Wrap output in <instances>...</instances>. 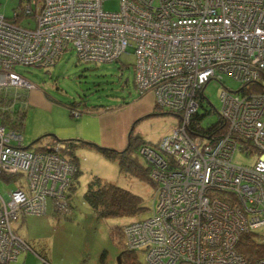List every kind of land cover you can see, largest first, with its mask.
<instances>
[{"label": "built area", "instance_id": "2783aa9c", "mask_svg": "<svg viewBox=\"0 0 264 264\" xmlns=\"http://www.w3.org/2000/svg\"><path fill=\"white\" fill-rule=\"evenodd\" d=\"M105 1L23 0L13 19L0 15V94L33 89L18 65L47 69L69 50L80 62L109 64L131 52L136 91L178 123L138 150L155 192L149 216L122 227L125 250L147 264H264V253L249 261L238 252L243 235L264 240V0H119L115 12ZM21 16L33 25L15 21ZM223 76L240 87L223 86L217 114L227 132L206 138L194 116L208 103L204 88ZM2 104L0 181L16 187L0 193V264H9L31 251L14 224L45 215L49 200L66 215L77 170L60 145L23 148V128ZM236 154L254 159L237 165Z\"/></svg>", "mask_w": 264, "mask_h": 264}, {"label": "rangeland", "instance_id": "374dc122", "mask_svg": "<svg viewBox=\"0 0 264 264\" xmlns=\"http://www.w3.org/2000/svg\"><path fill=\"white\" fill-rule=\"evenodd\" d=\"M20 2L0 0V15L13 19L22 12ZM103 9L118 11L119 0L105 1ZM22 18L17 17L15 21L21 22L22 26H27V22L33 25L30 20ZM135 60L134 54L126 52L115 63H83L78 61L74 51L69 50L55 66L47 69L16 66V73L33 85V89L29 90L32 97L23 121V147L31 146L30 150H34L35 147L48 145L51 143L50 135L61 142L83 140L101 146L97 110H102V139H113L116 146L119 143L122 145L118 148L102 147L122 150L129 136L149 145L157 144L175 128L178 119L162 112V115H157L151 106V97L147 98L136 91L132 71ZM223 86L229 91H236L240 87L237 82L223 76L221 82L211 81L204 88L203 94L208 101L204 102V106L209 114L204 116L203 126L217 121V112L221 107L219 95ZM70 106L80 116L74 117ZM199 113L204 114V109L200 108ZM105 114L110 116V121L103 117ZM75 156L80 174L76 190L66 201L69 212L66 215L56 214L49 200L45 215L20 218L14 224V229L31 248L32 251L26 252L33 260L32 264H43L39 259L43 251L49 254L48 260L51 259L53 264H125L128 258H124V237L119 233L112 238L110 231L115 228L122 231L126 224L147 218L155 187L148 180H138L120 172L117 163L106 160L93 150L78 149ZM137 160L145 166L143 159L137 157ZM251 161L239 154L233 159L237 165L250 164ZM94 177L139 196L144 212L135 218L96 219L83 199L87 184ZM15 188L14 184L0 181L1 194ZM136 259L139 264H147L143 253H136Z\"/></svg>", "mask_w": 264, "mask_h": 264}, {"label": "trees", "instance_id": "16d2710c", "mask_svg": "<svg viewBox=\"0 0 264 264\" xmlns=\"http://www.w3.org/2000/svg\"><path fill=\"white\" fill-rule=\"evenodd\" d=\"M22 1L23 0H21L20 3H22ZM132 71L134 75L133 66H132ZM133 86H134V82H133ZM27 95L28 92H21L15 89H7L2 94H0L1 103L4 102L5 104H7V106L12 105V107L9 109L10 112L5 111L3 114H5V117L11 116L13 119H17L19 126L21 128H23L25 111H26V107L28 106ZM15 98L18 100H16ZM69 110L71 111V113L76 112L73 109V106H70ZM154 112H156L157 115H159L160 112L162 111L158 110L154 106ZM162 113L170 114L165 111H163ZM78 114L80 116V113ZM208 114L209 112H206V114H200L198 112L194 116V121H195L194 125H198V128L202 133L199 135H203L206 138L209 137L219 138V136L227 132V124L223 119L218 117L217 121L214 124H210L207 126L201 125L200 122L203 120V117L207 116ZM198 128L196 127L194 129H198ZM188 131L190 135H195V133L192 130H188ZM50 137H51L50 144L45 146L35 147L34 150L38 152H53L54 151L53 146L55 144L60 145L61 148L60 154L64 156L66 159H68L72 164L75 165L77 171L74 177L72 178L70 186L68 188L67 199L71 196V193H73V191L76 190V187L78 185V177L80 174V170L78 166V159L75 156V151L78 149L93 150L99 153L106 160L117 163L120 172L126 174L131 178L133 177L142 181L148 180L155 187V184L152 182V180L149 177V167L147 163L145 162V166H142L137 160V157H140L138 154L139 148L142 145L147 144L144 141H141L140 139H134V138L132 139L129 136L126 147L122 150H115L112 148L102 147L94 143L85 142L83 140H67L61 142V141H57V139H55L54 136L50 135ZM40 139H38L35 142L36 143L39 142ZM28 147L29 149H31V146ZM83 199L92 209L96 219L98 220L135 218L141 213H143L145 210V208L142 206V201L139 196L125 189H122L116 186L115 184L104 182L97 177H94L87 184V188L83 195ZM119 233L122 237L121 229L115 228L110 231V235L112 238H116L119 235ZM43 252L39 256L40 261H42L43 264H50L47 256H45ZM238 252L243 256H245L249 261H253L256 256L263 255L264 240L260 239L258 235L254 233L243 235L239 241ZM124 258H128L125 264H139L137 262L135 252L130 253L126 251L124 253Z\"/></svg>", "mask_w": 264, "mask_h": 264}, {"label": "crops", "instance_id": "0c3cea01", "mask_svg": "<svg viewBox=\"0 0 264 264\" xmlns=\"http://www.w3.org/2000/svg\"><path fill=\"white\" fill-rule=\"evenodd\" d=\"M144 96L147 97V98L151 97V100H150V102H152L151 106L154 107V97H153V95L151 93H147ZM31 97H32V93L31 92H28V95H27L28 104L31 101ZM103 117L107 121L108 120L110 121V116L108 114H105ZM97 118H99V120H100L99 132L101 134V146H109V147H113V148H118L119 146L122 147V145L120 143H119V146H116V142L113 139L112 140L109 139V141L105 140L104 137L102 139V133L104 134V130H102V110L97 111ZM43 253H44L45 256H47V258H49V254H47L46 251H44ZM32 261L33 260L32 259L31 260L29 259V254L26 252V253H22V254L18 255L16 257V259L13 260L12 262H10L9 264H32ZM49 262H50V264H53L52 261H51V259L49 260Z\"/></svg>", "mask_w": 264, "mask_h": 264}, {"label": "water", "instance_id": "95a60500", "mask_svg": "<svg viewBox=\"0 0 264 264\" xmlns=\"http://www.w3.org/2000/svg\"><path fill=\"white\" fill-rule=\"evenodd\" d=\"M25 149H29V147H25Z\"/></svg>", "mask_w": 264, "mask_h": 264}]
</instances>
